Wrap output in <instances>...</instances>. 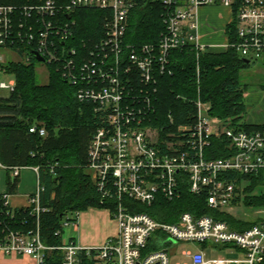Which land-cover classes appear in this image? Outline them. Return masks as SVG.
I'll use <instances>...</instances> for the list:
<instances>
[{"label":"built area","instance_id":"obj_1","mask_svg":"<svg viewBox=\"0 0 264 264\" xmlns=\"http://www.w3.org/2000/svg\"><path fill=\"white\" fill-rule=\"evenodd\" d=\"M148 3L161 8L163 29L158 39L124 49L129 17ZM203 7L228 11L223 43H202L198 12ZM76 10L102 12V35L93 46L84 39L69 45L76 29L70 15ZM18 11L25 21L14 19ZM23 31L35 45L31 55L37 53L44 64L58 66L63 79L75 87L77 100L89 103L99 118L88 145L86 173L102 200L113 201L104 210L116 223L117 233L99 247L85 248L73 241L49 247L38 228L11 227L21 210L38 220L44 211L39 200L44 186L38 166L9 168L0 161L8 186L17 183L22 169L37 178L25 206H12L10 192L0 191V257H28L34 264H44L45 254L57 250L63 255L60 264H169L176 246L186 243L198 245L199 251L183 253L188 258L183 264H264V206L245 203L249 197H264V185H250L264 171V127L246 132L224 126L208 114V104L197 99L195 122L178 126L174 135L162 128L165 125H157L153 104L157 77L168 71L169 57L176 50L190 47L197 58L232 49L249 63L257 62L264 55V0H45L22 8L0 6V51L16 54L7 43L21 40ZM4 62L0 54V65ZM14 86V81L0 83V100ZM28 132L45 136L35 124ZM212 137L227 140L226 158L204 157ZM183 191L205 196L208 208L218 216L182 213L176 222L167 223L133 206H160L179 199ZM78 215L62 218L55 235L62 239L63 230L75 225ZM210 246L235 250L240 258L207 260L204 252Z\"/></svg>","mask_w":264,"mask_h":264},{"label":"trees","instance_id":"obj_2","mask_svg":"<svg viewBox=\"0 0 264 264\" xmlns=\"http://www.w3.org/2000/svg\"><path fill=\"white\" fill-rule=\"evenodd\" d=\"M42 1L45 0H0V6L22 8ZM55 1L65 3L68 0ZM160 12L161 8L151 3L134 11L129 17L122 47L154 43L163 29ZM102 16V12L96 10H76L71 14L76 29L69 45H79V41L84 39L89 46H93L102 35ZM14 19L25 21L20 11L15 12ZM25 35H28L27 31L22 32L21 40L7 43L20 59L0 65L2 70L14 76L15 82L13 92L0 100V161L9 168L39 167V179L44 186L39 200L44 211L40 212L36 221L21 210L19 221L9 225L21 230L38 228L43 244L57 247L62 239L55 233L68 213L88 208L105 209L113 201L102 200L86 173L88 145L99 127V118L89 103L77 100L75 87L63 79L58 66L45 64L49 70L48 82L43 86L37 83V61L31 55L35 45ZM243 60L232 49L203 53L197 58L190 47L172 52L168 71L159 75L156 81L153 104L157 125H165L162 128L175 135L178 126L193 124L197 114L196 101L199 99L208 104V114L224 126L246 132L261 130L264 126L250 125L243 120L246 89L240 83L239 73L250 66ZM32 124L43 128L45 136L29 133L28 128ZM227 146L224 137H212L204 148V157L207 160L226 158L229 155ZM250 185H264V171L259 177L251 179ZM16 186L17 183L9 184L10 194H14ZM245 203L262 207L264 197H249ZM125 204L130 205L128 202ZM133 206L167 223L176 222L182 213L218 216L208 208L205 196L185 191L179 199L163 202L160 206ZM221 219L234 228L238 227L229 217L222 216ZM62 257L60 251H49L45 254L44 264H60Z\"/></svg>","mask_w":264,"mask_h":264},{"label":"rangeland","instance_id":"obj_3","mask_svg":"<svg viewBox=\"0 0 264 264\" xmlns=\"http://www.w3.org/2000/svg\"><path fill=\"white\" fill-rule=\"evenodd\" d=\"M208 16L209 22L215 26L216 28H220L222 26V22H219L217 19V15L222 13L226 17V11L222 7H208ZM206 42V43H205ZM205 44H215L219 43L217 35L212 36L211 39H207ZM5 62L12 61L16 62L20 58L17 54H11L5 50L0 51ZM5 64V63H2ZM35 74L36 81L39 85H46L49 77L48 67L44 63L37 62L35 64ZM239 80L241 85H243L247 92V101L249 104L250 100L253 102L255 96L259 95L260 97L264 95V55H262L257 62L250 63V66L239 73ZM14 81V76L9 74L1 69L0 66V83L9 84V82ZM36 175L29 169H22L20 171V175L17 179V188L15 190V195L11 198L12 205H22L25 203L23 195L34 193L36 190ZM8 190V180L6 172H0V191ZM9 192V191H8ZM26 204V203H25ZM70 228V227H69ZM69 228H65L63 230L64 237L69 232ZM199 251V246L191 245V244H179L174 249L172 257H170L169 264H183L188 262V258L184 256L183 253L190 252L192 254ZM205 256L207 260H225V261H233L240 258L239 252L226 249V248H216V247H208L205 250Z\"/></svg>","mask_w":264,"mask_h":264},{"label":"crops","instance_id":"obj_4","mask_svg":"<svg viewBox=\"0 0 264 264\" xmlns=\"http://www.w3.org/2000/svg\"><path fill=\"white\" fill-rule=\"evenodd\" d=\"M218 8V7H217ZM226 11V17L219 13L217 19L219 22H222L220 28H216L209 22L208 16V7H203L198 12V34L201 38L202 43L207 39H211L212 36L217 35L220 40L219 43L224 42L223 32L229 21V13ZM206 43V42H205ZM204 43V44H205ZM246 114L244 116V122L250 125H259L264 126V95L263 97L257 95L253 99V102L250 100L249 104L247 101V92L244 95ZM17 188V186H16ZM16 190V189H15ZM29 194H24L23 198L26 203V197ZM15 195H10L11 198ZM25 203L22 205H12L14 207L25 206ZM117 233V225L110 218L109 213L104 209L97 208H88L85 211L79 212V215L76 220V224L69 228V232L64 237L62 235V241L68 242L73 241L81 247L91 248L99 247L103 245L107 239L115 236ZM0 264H34L33 260L28 257H0Z\"/></svg>","mask_w":264,"mask_h":264},{"label":"water","instance_id":"obj_5","mask_svg":"<svg viewBox=\"0 0 264 264\" xmlns=\"http://www.w3.org/2000/svg\"><path fill=\"white\" fill-rule=\"evenodd\" d=\"M34 55H35V59H36L37 62H39V63H43V58H42V57H40L37 53H34ZM243 61H244L246 64L249 63L247 60H243Z\"/></svg>","mask_w":264,"mask_h":264}]
</instances>
